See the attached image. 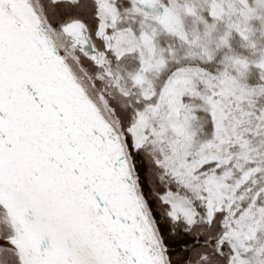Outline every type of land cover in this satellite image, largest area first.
Masks as SVG:
<instances>
[{
    "label": "snow or ice",
    "instance_id": "obj_1",
    "mask_svg": "<svg viewBox=\"0 0 264 264\" xmlns=\"http://www.w3.org/2000/svg\"><path fill=\"white\" fill-rule=\"evenodd\" d=\"M0 264H264V0H0Z\"/></svg>",
    "mask_w": 264,
    "mask_h": 264
}]
</instances>
